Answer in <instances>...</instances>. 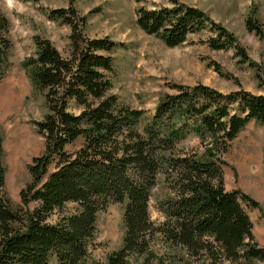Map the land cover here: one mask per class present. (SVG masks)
Here are the masks:
<instances>
[{
	"label": "trees",
	"instance_id": "1",
	"mask_svg": "<svg viewBox=\"0 0 264 264\" xmlns=\"http://www.w3.org/2000/svg\"><path fill=\"white\" fill-rule=\"evenodd\" d=\"M50 18L71 28L70 47L65 56L37 38L36 54L24 62L44 97L46 113L34 125L45 149L29 165L32 179L15 207L5 193L0 139V264H87L98 216L111 204H125V237L106 264H264V247L245 208L260 204L240 190L228 191L223 172L229 144L252 121L264 125V95L175 84V93L165 94L150 114L112 93L117 43L87 37V16L73 7L54 10ZM136 23L171 48L210 31L213 49H232L250 63L232 32L178 0L140 8ZM246 27L264 38L259 21L250 18ZM10 50V40L0 37V78ZM215 69L224 76L218 64ZM190 135L204 143L203 155L182 147ZM78 142V150L67 151ZM160 184L166 193L156 202L163 217L157 224L150 210ZM158 236L185 253L186 262L159 256Z\"/></svg>",
	"mask_w": 264,
	"mask_h": 264
},
{
	"label": "rangeland",
	"instance_id": "2",
	"mask_svg": "<svg viewBox=\"0 0 264 264\" xmlns=\"http://www.w3.org/2000/svg\"><path fill=\"white\" fill-rule=\"evenodd\" d=\"M178 1L201 9L232 32L251 64L242 62L232 49H213L208 42L213 36L210 31L193 34L183 45L171 48L138 27L140 8L170 7L172 0H13L12 7L8 0H0V37L11 43L9 66L0 78V139L6 166L5 193L15 207L21 205V191L31 182L29 165L45 149L34 125L46 113L44 97L33 84L24 62L36 54L37 38L50 40L65 56L70 47L71 28L50 18L54 10L73 7L81 17L87 16V37H108L118 44L112 54V93L131 107L153 114L165 94L175 93L171 89L175 84H203L223 94L246 90L264 95V38L246 27L251 18L264 28V0ZM215 64L222 68L224 76L216 71ZM203 144L190 135L182 147L187 153L198 151L203 155ZM80 146L78 142L67 151L75 152ZM223 159L227 163L223 166L226 189L240 190L260 204L261 209L245 208L253 221L256 240L264 247V125L249 123L229 144ZM165 193L160 184L152 194L150 212L157 224L163 217L156 202ZM124 213L125 204H111L99 214L96 244L87 264H106L108 256L122 247ZM154 251L161 257L168 254L187 260L185 253L171 250L159 236Z\"/></svg>",
	"mask_w": 264,
	"mask_h": 264
},
{
	"label": "clouds",
	"instance_id": "3",
	"mask_svg": "<svg viewBox=\"0 0 264 264\" xmlns=\"http://www.w3.org/2000/svg\"><path fill=\"white\" fill-rule=\"evenodd\" d=\"M8 5H9V7H12V5H13V0H8Z\"/></svg>",
	"mask_w": 264,
	"mask_h": 264
}]
</instances>
